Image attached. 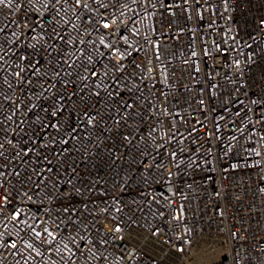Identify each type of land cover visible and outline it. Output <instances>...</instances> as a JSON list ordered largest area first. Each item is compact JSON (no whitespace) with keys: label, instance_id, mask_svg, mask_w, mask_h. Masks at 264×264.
Returning a JSON list of instances; mask_svg holds the SVG:
<instances>
[{"label":"built area","instance_id":"1","mask_svg":"<svg viewBox=\"0 0 264 264\" xmlns=\"http://www.w3.org/2000/svg\"><path fill=\"white\" fill-rule=\"evenodd\" d=\"M216 238L264 264V0H3L0 264Z\"/></svg>","mask_w":264,"mask_h":264},{"label":"rangeland","instance_id":"2","mask_svg":"<svg viewBox=\"0 0 264 264\" xmlns=\"http://www.w3.org/2000/svg\"><path fill=\"white\" fill-rule=\"evenodd\" d=\"M145 239V234L133 230L125 238L128 243H141ZM145 249L155 257L164 253L163 245L158 244L156 240L150 239L145 245ZM194 254L189 263L183 264H212V262L221 259L226 255V247L222 239H201L193 248ZM168 264H180V257L175 253H170L167 257Z\"/></svg>","mask_w":264,"mask_h":264},{"label":"snow or ice","instance_id":"3","mask_svg":"<svg viewBox=\"0 0 264 264\" xmlns=\"http://www.w3.org/2000/svg\"><path fill=\"white\" fill-rule=\"evenodd\" d=\"M0 3H3V0H0Z\"/></svg>","mask_w":264,"mask_h":264}]
</instances>
